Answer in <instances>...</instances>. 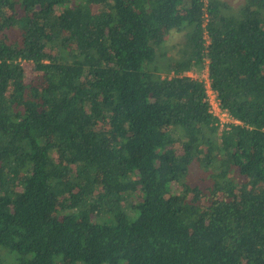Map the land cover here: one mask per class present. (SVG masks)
Masks as SVG:
<instances>
[{"label":"trees","instance_id":"1","mask_svg":"<svg viewBox=\"0 0 264 264\" xmlns=\"http://www.w3.org/2000/svg\"><path fill=\"white\" fill-rule=\"evenodd\" d=\"M236 3L0 0V264H264V0Z\"/></svg>","mask_w":264,"mask_h":264},{"label":"built area","instance_id":"2","mask_svg":"<svg viewBox=\"0 0 264 264\" xmlns=\"http://www.w3.org/2000/svg\"><path fill=\"white\" fill-rule=\"evenodd\" d=\"M205 88H206V99L209 104V110L210 112L216 116L220 122V124H227V123H237L236 120H233L229 117L227 112L220 108L218 104V100L216 98L215 92L210 88L209 81L205 82Z\"/></svg>","mask_w":264,"mask_h":264},{"label":"rangeland","instance_id":"3","mask_svg":"<svg viewBox=\"0 0 264 264\" xmlns=\"http://www.w3.org/2000/svg\"><path fill=\"white\" fill-rule=\"evenodd\" d=\"M227 1H229L231 3V5L236 6V4H237L236 2L238 0H227ZM178 39H181V38H175V42L179 41ZM188 74L192 77H198L199 79H202L205 82L207 81V73H206L205 69L199 75H197L195 73H188ZM227 124H229V123H227Z\"/></svg>","mask_w":264,"mask_h":264}]
</instances>
